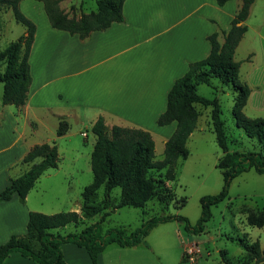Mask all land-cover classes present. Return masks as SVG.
Returning <instances> with one entry per match:
<instances>
[{"label":"trees","instance_id":"obj_1","mask_svg":"<svg viewBox=\"0 0 264 264\" xmlns=\"http://www.w3.org/2000/svg\"><path fill=\"white\" fill-rule=\"evenodd\" d=\"M22 0H0V9L10 10L15 22L21 24L25 32L15 41L0 51V73L2 92L0 101L3 106L22 107L27 101L31 75L29 53L36 31L35 24L19 10ZM41 2L47 21L52 29L63 31L80 40H85L92 32L103 31L112 23H122V5L125 0H96V10L78 17L69 15L59 7L61 0H34ZM230 0H215L222 7ZM254 0H242L241 7L230 22L227 32L217 29L207 37L210 46L208 55L188 65L183 76L176 79L166 96V109L156 120L157 126L175 122L176 128L164 143L163 159L154 160L155 145L149 132L142 129L112 126L107 128L103 118L99 116L91 125L90 131L95 142L90 154V168L93 175L91 184L81 191V216L76 212L41 214L30 212L26 225V233L13 235L0 246V264L12 253L33 261L36 264H65L61 246L71 244L83 249L90 264H98V258L105 248L111 244L119 248H133L143 244L144 238L158 224L179 221L188 233L199 234L205 223L211 219V208L222 202L228 189L237 176L254 170L264 174V118H248L243 113L250 94V88L238 83L240 64L234 61L235 49L247 28L243 24L249 14ZM71 9H74L71 6ZM223 35V42L217 40ZM217 79L222 85H229L237 97L232 108V117L238 128L259 147L256 151L229 152L224 124L220 119V105L217 99H207L197 94L201 84L209 86L211 79ZM196 105L210 108V120L215 141L222 156L216 167L222 175L221 190L214 195L202 196L200 216L195 224L181 216H159L148 219L131 232L124 229H113L101 236L99 225L114 210L123 207L143 208L153 199L164 204L169 201L170 191L165 182L175 179L177 161L185 160L189 152L186 142L194 131L199 118ZM68 125L60 120L56 129V137L64 136ZM58 152L55 142L35 145L24 156L21 163L28 169L19 177L10 180V184L0 192V202L8 201L16 194L21 204L25 203L28 192L37 179L48 169L57 167ZM119 188L118 200L111 197L113 189ZM102 189V199L97 202V191ZM101 214L97 223L87 226L76 234L60 236L53 233L67 225L81 224ZM247 224L252 227L264 226V211H250ZM247 263L254 261L264 264V251L255 241L244 246Z\"/></svg>","mask_w":264,"mask_h":264},{"label":"crops","instance_id":"obj_2","mask_svg":"<svg viewBox=\"0 0 264 264\" xmlns=\"http://www.w3.org/2000/svg\"><path fill=\"white\" fill-rule=\"evenodd\" d=\"M131 3H139L141 11L129 14L127 9ZM29 4L42 8V27L36 25L29 53L31 84L26 103L15 107L3 106L0 101V192L10 180L28 169L21 163L22 159L31 148L42 144L31 142L26 135L25 122L29 121V113L33 110H46L50 118L59 123L65 121V117H74L64 112H75L80 108L91 114V125L101 116L107 128L142 129L151 136L156 132L165 143L176 124L157 126L156 120L166 109L168 91L174 81L185 74L190 63L208 55L207 37L217 29L229 30L242 0H230L222 7L217 6L215 0H125L122 5L124 21L92 32L85 40L52 29L41 2L20 1L18 7L24 16L25 5ZM254 4H251L247 18L253 15ZM261 11L263 14L253 30L257 44L255 42L246 55L253 63L258 58L256 68L264 71V1ZM1 12H4L2 18L7 12L11 13L3 8ZM243 24L247 30L236 51L251 31L246 21ZM217 40L223 42L221 33ZM35 55L36 75L32 68ZM249 87V97L253 96V88H260L257 84ZM2 88L0 83V96ZM47 98L54 99L52 104L46 102ZM55 109L59 111L55 113ZM195 131L196 127L190 136ZM66 136L67 133L58 138ZM50 170L54 169L45 172ZM44 173L39 178L52 179L51 173ZM31 190L24 204L19 202L16 194L8 201L0 202V246L13 235H24L29 213L39 211L35 207L42 206L39 201L34 206L29 204ZM74 211L78 213L79 209ZM61 252L65 264H90L86 252L74 245H62ZM99 260L100 256L98 264ZM3 264L36 263L12 253Z\"/></svg>","mask_w":264,"mask_h":264},{"label":"rangeland","instance_id":"obj_3","mask_svg":"<svg viewBox=\"0 0 264 264\" xmlns=\"http://www.w3.org/2000/svg\"><path fill=\"white\" fill-rule=\"evenodd\" d=\"M254 0L253 15L247 18L246 24L251 28L246 40L234 52L233 59L240 62L238 83L253 88V96L249 97L243 108L248 118H264V71H259L258 58L254 61L247 59V51L255 45L253 30H256L258 18L262 16L261 2ZM40 5V4H37ZM71 6L74 9H71ZM60 9L69 16L80 13H90L96 10V0H61ZM29 4L25 5V17L35 26L42 27V8ZM129 14L140 12L139 3L128 5ZM0 14V51L9 43L19 38L24 27L15 22L10 12ZM43 13V12H42ZM257 44V42H256ZM37 55L34 56L33 73L36 75ZM3 66L0 65V73ZM36 82V80H35ZM250 88V87H249ZM55 92V91H54ZM53 92V93H54ZM251 92V91H250ZM197 94L207 99H217L220 105V119L223 121L229 152L256 151L259 147L238 128L232 117V108L237 97L231 86L222 85L212 78L210 85H199ZM55 95V93H54ZM250 95V94H249ZM55 99V96H54ZM53 99V100H54ZM52 100V101H53ZM47 98L46 102L52 104ZM199 118L196 131L187 139L186 148L189 152L185 160H178L175 167V179L165 182L170 191L167 203H160L156 199L148 201L143 208L123 207L112 211L99 225L101 236L113 229H124L127 233L138 228L143 222L159 216H181L193 225L200 216L199 200L202 196L217 194L222 187V175L216 167L222 152L215 141L211 120L210 108L195 106ZM59 110L55 109L54 112ZM68 125L65 138L56 137L58 121L50 118L46 110H33L29 113V121L25 122L26 135L31 142H55L58 152V169L45 172L51 173L52 179L46 181L39 178L31 190L29 204L34 206L39 201L36 213L56 214L75 212L81 216V191L91 184L93 175L90 168V154L95 137L90 131L91 114L82 109L75 112H64ZM155 145L154 160L163 159L164 141L159 133H153ZM151 135V134H150ZM43 189V191H42ZM45 190V191H44ZM119 188L111 192V197L118 200ZM102 199V189L97 191V202ZM34 204V205H33ZM250 211H264V174L259 175L249 170L237 176L231 182L227 197L211 208V219L205 223L199 234L188 233L179 221H169L158 224L144 238L143 244L133 248H119L111 244L100 255L99 264H256L247 263L245 245L258 241L260 249L264 251V226L252 227L247 224V214ZM102 213L89 219H83L81 224L67 225L54 230L60 236L76 234L87 226L99 221ZM188 250H193L191 260L188 259Z\"/></svg>","mask_w":264,"mask_h":264},{"label":"built area","instance_id":"obj_4","mask_svg":"<svg viewBox=\"0 0 264 264\" xmlns=\"http://www.w3.org/2000/svg\"><path fill=\"white\" fill-rule=\"evenodd\" d=\"M193 252H194L193 250H188V251H187V254H188V256H189V257H188L189 260L192 259V258H191V255H192Z\"/></svg>","mask_w":264,"mask_h":264}]
</instances>
